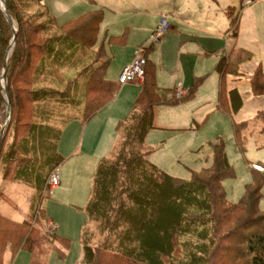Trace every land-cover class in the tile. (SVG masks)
Returning <instances> with one entry per match:
<instances>
[{"label":"trees","instance_id":"16d2710c","mask_svg":"<svg viewBox=\"0 0 264 264\" xmlns=\"http://www.w3.org/2000/svg\"><path fill=\"white\" fill-rule=\"evenodd\" d=\"M3 1L16 25V44L7 67L11 125L0 144V157L16 164L6 163L1 169L5 177L25 184L33 195L23 221L0 213V264H4L6 249L13 257L20 251L28 252L29 264H47L48 252L58 243H68L56 231L48 233L43 228V224L49 226L43 208L49 194L44 191L53 172L65 161L61 153L63 128L92 120L115 99L121 85L107 77L112 58L103 44L97 49L102 10L88 11L60 24L46 0ZM6 12L0 7V136L7 106L1 79L15 34ZM72 42H81L82 47L74 50ZM151 64L147 59L140 93L126 118L118 122L120 139L113 155L96 168L81 231V264H264V211L260 207L263 164L252 165L262 171L250 169L251 182L241 199L233 203L223 188V181L234 175L223 141L209 145L211 165L191 171L190 180L171 176L149 160L153 149L147 138L155 130L154 109L187 103L200 82L196 79L186 93L161 89ZM232 69L227 57L216 66L219 109L226 112L224 79ZM73 72L77 73L74 80L87 79L84 100L78 103L70 95L76 90L69 76ZM250 86L255 97L264 96L260 68L250 78ZM229 91L231 106L238 111L241 97L237 89ZM72 104L79 106L74 116ZM57 119L63 126L55 129L51 121ZM255 119L262 121L264 132V111ZM242 129L243 125L235 124L240 148ZM46 130L53 136H43ZM39 135L42 146L35 144ZM59 256L64 253L60 251Z\"/></svg>","mask_w":264,"mask_h":264},{"label":"rangeland","instance_id":"374dc122","mask_svg":"<svg viewBox=\"0 0 264 264\" xmlns=\"http://www.w3.org/2000/svg\"><path fill=\"white\" fill-rule=\"evenodd\" d=\"M56 2L47 0V6L60 24L88 11L104 12L97 49L103 44L105 51L112 56L107 71L109 79L117 81L122 63L131 60L142 47L154 48L150 61L161 88H185L200 79L194 98L187 103L154 109V123L160 129L155 130L149 139V146L153 149L149 158L167 174L190 180L191 171L197 172L211 165L212 149L209 145L223 141L228 163L234 170L233 177L223 181V188L229 201L237 203L251 182L250 169L262 171L261 167L252 165H264L263 124L255 119L264 111V96L255 97L250 86V78L256 70L260 68L264 72V0H75L67 3L63 13L53 11ZM162 17L172 28L173 35L166 40L154 41V37H159L155 32ZM71 47L78 50L82 43L72 42ZM160 54L165 62L162 74H159ZM223 57L229 58L233 68V73L224 79L227 86L224 102L228 112L219 109L220 76L216 66ZM69 76L76 88L70 95L76 103L82 102L87 79L77 77L74 80L77 76L74 72ZM136 84L121 85L115 101L106 105L98 118L85 127L73 122L63 128L61 153L65 161L53 172H58L61 185L52 191L47 185L44 194L49 196L43 208L57 233L68 243H58L56 249H51L47 264H81L80 234L86 222L85 208L96 168L100 161L113 155L120 139L118 122L126 118L134 103V99L127 100L125 94L134 89L136 98ZM232 89H237L242 100L238 111L231 106L229 90ZM1 92L6 103L2 79ZM76 107L79 106L72 104L73 116L77 114ZM27 108L28 105L25 110ZM5 117L4 135L11 125V119L7 122L6 111ZM57 121H51L55 129L63 126ZM235 124L243 125L242 148L235 136ZM12 131L8 142L12 139ZM42 134L53 136L47 130ZM41 136L35 143L38 146L43 145ZM10 162L16 164L14 160L0 157V213L23 221L33 192L25 184L3 175L1 167ZM262 194L260 207L264 211V188ZM43 228L48 233L54 231L46 224ZM96 237L101 240L99 235ZM60 251L64 253L63 257L59 256ZM29 260L26 251L13 257L6 249L3 254L4 264H28Z\"/></svg>","mask_w":264,"mask_h":264},{"label":"crops","instance_id":"0c3cea01","mask_svg":"<svg viewBox=\"0 0 264 264\" xmlns=\"http://www.w3.org/2000/svg\"><path fill=\"white\" fill-rule=\"evenodd\" d=\"M75 0H57V2H56V7H54L53 8V11H56V12H59V13H63L64 12V10H66L67 9V3H72V2H74ZM46 5H47V0H46ZM51 11V10H50ZM52 12V11H51ZM159 26V25H158ZM158 28V27H157ZM172 28H170L169 29V31H167V32H165L164 34H158V32L156 31L155 33H157V35L159 36V37H154V41H156V40H159V39H164V40H166L168 37H170V36H172L173 34H172ZM156 36V35H155ZM140 49H145L146 50V57H147V59L150 61V54L154 51V48H152V49H147L146 47H142V48H140ZM139 49V50H140ZM110 54H112V53H110ZM135 53H134V56L131 58V60H128V61H126V62H124V63H122V69L124 68V66H127V65H129V64H131V62L133 61V59L135 58ZM111 58H112V56H111ZM159 59H160V69H159V74H162L163 72H165L164 71V61L163 60H161V54H160V57H159ZM151 62V61H150ZM122 69H121V71H120V74H121V72H122ZM178 69H179V67H178ZM178 69H176L175 70V72L174 73H176L177 72V70ZM173 73V71L170 73V74H172ZM119 74V75H120ZM159 74H157L158 76H159ZM119 78V77H118ZM156 78V77H155ZM116 81V80H115ZM134 85H135V83H134ZM137 86H138V94H137V96H136V98H135V91H134V89H132V90H128L127 91V93L125 94V97H126V99L127 100H130L131 99V101L134 99V102L136 101V99H137V97H138V95H139V93H140V90H141V83H137L136 84ZM123 87H124V85H122ZM122 86H120V89L122 88ZM125 86H127L126 84H125ZM160 87V86H159ZM192 86H187V87H185V88H178V87H172V88H170V87H164V88H161V89H177V90H179V91H182V92H184V93H186L187 92V90L189 89V88H191ZM119 94H117V96H118ZM117 96L115 97V99L117 98ZM115 99L112 101V102H114L115 101ZM111 103V102H110ZM134 104V103H133ZM108 105V104H107ZM105 107H103L97 114H96V116L92 119V120H90L89 122H87L85 125H81L79 122H76V123H79L80 125H81V128H83V127H85L88 123H90L91 121H93V120H95V119H97L98 118V116L102 113V110L104 109ZM160 108H168V107H160ZM106 110V109H105ZM131 110V109H130ZM130 112V111H129ZM128 112V113H129ZM128 115V114H127ZM74 124V123H73ZM154 126H155V130H157V129H160V127H158V126H156L155 125V123H154ZM173 130H175V131H180L181 129H175V128H172ZM154 130V131H155ZM154 131H152L150 134H149V136H148V138H147V144L149 145V139H150V137H151V135L153 134V132ZM99 131L97 132V138L99 137ZM63 138V137H62ZM117 145V144H116ZM116 148V147H115ZM115 150V149H114ZM152 157V156H151ZM65 158V157H64ZM105 159V158H104ZM149 160L150 161H153L152 159H150L149 158ZM153 163V162H152ZM155 164V163H154ZM157 165V164H156ZM158 166V165H157ZM162 169V168H161ZM58 170V169H57ZM58 173V172H57ZM59 175V174H58ZM60 185H61V181H60ZM60 185H59V187H57V188H55V189H58V188H60ZM49 226L51 227V228H53V230L54 231H56L57 232V230H56V228H55V226H54V223H53V221L49 218ZM82 231V230H81ZM58 234V233H57ZM80 238H81V234H80ZM81 243V242H80ZM29 254V253H28ZM82 254H83V250H82ZM29 256H30V254H29ZM31 258V257H30ZM29 263H30V260H29ZM28 263V264H29Z\"/></svg>","mask_w":264,"mask_h":264},{"label":"built area","instance_id":"2783aa9c","mask_svg":"<svg viewBox=\"0 0 264 264\" xmlns=\"http://www.w3.org/2000/svg\"><path fill=\"white\" fill-rule=\"evenodd\" d=\"M170 29L166 19L162 17L157 28L158 34H164ZM147 57L146 50L140 49L131 64L124 66L119 75L118 82L120 85L128 83H141L146 74ZM51 191L60 185V177L57 172L53 173L49 180Z\"/></svg>","mask_w":264,"mask_h":264},{"label":"water","instance_id":"95a60500","mask_svg":"<svg viewBox=\"0 0 264 264\" xmlns=\"http://www.w3.org/2000/svg\"><path fill=\"white\" fill-rule=\"evenodd\" d=\"M0 7L3 8V11L6 12V5H5V2L3 0H0ZM6 16H7L8 23L11 25V27L15 33V25H14L13 21L11 20V18L9 17L7 12H6ZM15 44H16V33L14 34L11 47L9 48L7 55L5 57V63H4L3 74H2L3 91L5 93L6 103H7V109H6L7 122H9L11 119V110H12L11 109L12 103H11V100L8 96V91H7V67H8L10 55L13 51V48L15 47ZM5 127H3L2 131H1L0 144H1L3 137H4Z\"/></svg>","mask_w":264,"mask_h":264}]
</instances>
